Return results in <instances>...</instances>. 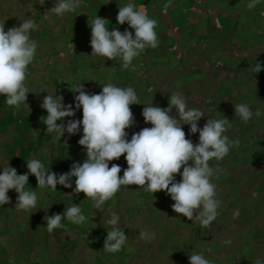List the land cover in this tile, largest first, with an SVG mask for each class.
I'll list each match as a JSON object with an SVG mask.
<instances>
[{
  "label": "rangeland",
  "instance_id": "1",
  "mask_svg": "<svg viewBox=\"0 0 264 264\" xmlns=\"http://www.w3.org/2000/svg\"><path fill=\"white\" fill-rule=\"evenodd\" d=\"M55 1L46 0L44 6H40L39 0H0V23L5 24V31L13 26L18 27L27 19L34 20L38 25V30L46 27L45 30H53V34L56 33L55 31L61 33L62 28L57 24H62L65 28L67 27V30L73 31L74 40L67 43V48L63 46V52L58 53L59 58L57 55H52L54 51H48L47 55L43 52L41 55L39 63L47 66L48 62L61 58L62 66L60 77L56 79L57 81L62 80L61 88L58 90L55 81L49 86L46 84L47 92L44 97L52 90H56L57 95L63 96L65 104L67 99H72L79 94L71 92L72 83L73 85L83 84L89 94H99L100 91L97 88L94 89L90 86L92 83L98 86V83L116 84L119 80L125 79L122 78L126 77V74L123 73L122 60L111 61L105 57L91 55L92 48L89 42L77 45L81 32L73 30L71 24L66 22L71 12L60 19L61 16L49 11L55 5ZM218 2L206 7L204 12H198L193 6V2L185 3L182 0H176L173 11L163 10L164 13L170 12V14L176 15V21L169 25L170 33H167L169 38L159 39L158 47H156L157 51L161 52L164 49L165 53L158 54L156 57V53L147 48L140 55V60L134 69H131L132 78L143 79V82L149 81L151 84V86H147L144 82L145 86L140 87L137 86L138 83L135 87L137 93L151 95L154 90L166 96L180 93L185 97L189 108L203 111L204 117L198 121L200 128L204 126L207 119L222 118L218 114L221 105L231 108L229 99L226 103L221 100V98H227L224 96L225 94L231 93L234 96L246 94L247 81L244 83V80L253 79V83L261 87V93H263L262 86L264 87L263 56L247 58L241 55L240 58L246 63L238 67V62L230 57L237 51L234 46L217 45L208 50V44L205 41L201 44L200 39L196 37L193 39L186 37V42L191 40V44L188 45L185 42H179L185 30H187L188 36L197 34L198 26L195 25L198 22V14L220 11ZM249 2L250 0H235L227 8L230 12L235 11L241 15L240 20L243 24L251 23L250 17L253 14V24H255L256 30H247L240 35L244 42L250 39V34L257 35L259 40L264 41V0H259L252 9L247 7ZM141 3L142 0H137L135 5L138 9L145 11L147 6H141ZM87 5L88 0H80V6L76 11V14L84 19L91 11ZM37 10H41V12L38 13ZM83 11L86 12L83 13ZM235 12L233 14L238 16ZM98 16L101 17L100 14ZM223 17V15L217 17L223 27L233 24V22L230 24V21L233 20L231 16ZM86 22L87 20H80V26H85ZM82 29L80 28V31ZM113 29L111 28L109 31ZM228 31H220L218 35H225ZM198 32L200 31L198 30ZM36 33L37 30L32 31L31 38L38 44V53V50L44 45L39 43ZM89 40L91 41V37ZM239 41L242 42V40ZM42 42L45 43L44 40ZM84 45L87 46L86 49L83 48ZM52 46L54 47V45ZM71 46H73L72 49H75L74 56L69 55L70 53L65 50H70ZM168 47L169 51H167ZM178 47L181 48L183 54ZM253 49L258 51L262 47L254 45ZM78 51L90 56L86 62L87 71L90 73H84L78 69L77 57L80 55ZM185 51L187 54H184ZM208 52L222 56H213L220 58L219 61L212 57L205 59L204 55ZM258 52L262 55L260 51ZM182 58L185 64L189 63L190 69H182L184 66ZM161 59L163 60L161 61ZM258 63L261 65L262 74L254 75L253 70ZM136 67L140 68L136 69ZM145 67H150V69ZM109 68L111 69L108 70ZM48 70L53 69L47 67L42 73ZM184 75L189 76L187 80H184ZM30 95L38 96L32 89L28 93L27 104L32 97ZM32 109H35L33 105H29V108L21 105L16 110L14 106H8L6 98L0 95V164L10 163V166L15 168L18 174L28 172L26 161L33 155L40 158L45 152L44 149L33 151L32 140L38 135L36 132H46V125L38 117L31 116L34 112ZM80 110L82 111V108ZM171 115L176 116L175 108ZM28 116L32 117L33 121L29 120ZM226 118L230 119L229 111H227ZM182 128L186 133V138L191 139L194 144L199 142L198 132L191 134L190 126L186 124L182 125ZM229 132L231 133V125L226 134L228 137ZM79 133L81 139L82 130ZM79 138H75L77 142L80 140ZM253 138L255 136L252 135L251 139L253 140ZM245 148L240 146V149L243 150L239 152L235 150L239 157L242 156V151ZM49 154H51V158L54 157L53 153ZM229 154H231V149ZM234 157L231 155V157L227 156L220 161L209 162L210 166L218 170L212 182L216 186L220 207L217 210V218L208 227H203L199 221H189L186 217L175 213L172 208L174 201L164 191L152 194L148 191L143 192L139 186H122L116 193L112 206L118 204V211L115 213L124 214L123 217L118 216L120 228L127 236V241L122 249L115 253L104 248L107 232L111 230L107 220L111 216L108 218L102 211L97 212L98 209H95L97 214L84 224L75 225L66 220L61 222L64 225L63 228L54 229L50 234L46 228L47 221L44 217L61 214V207L66 210L67 208L65 209L61 204L64 198L60 196L58 200H52L51 196L47 195L50 189L37 188L35 191L38 195V210L29 213L15 208L18 194L15 190H10L8 195L11 202L0 205V264H189V256L195 253H202L212 264H256L257 260L264 262V183H262L264 165L248 164L247 166L242 164L245 161H240V164H237L235 161H231ZM49 167L51 169L52 165L49 164ZM34 179L37 185L35 176L29 175L27 189L32 185ZM180 179L181 176L177 175L176 180L180 181ZM74 188L75 186L72 191ZM141 191L142 201L144 200L147 206H143V212L138 213L139 209H133V206L139 201L138 197ZM70 194L72 195L68 197L72 199L71 201L76 202L77 194L74 192ZM159 201L161 202L158 208ZM92 208L93 204H91ZM145 234H152V238H146Z\"/></svg>",
  "mask_w": 264,
  "mask_h": 264
},
{
  "label": "clouds",
  "instance_id": "2",
  "mask_svg": "<svg viewBox=\"0 0 264 264\" xmlns=\"http://www.w3.org/2000/svg\"><path fill=\"white\" fill-rule=\"evenodd\" d=\"M259 0H250L247 7L252 9ZM46 0H39L44 6ZM80 6V0H56L49 11L57 16H64L75 11ZM117 23L128 24L132 31L121 32L114 28L109 31L108 20L97 16L91 25V41L93 56L105 57L107 60H122V67L127 69L133 61L147 48H156L159 44L156 32L157 21L137 8L134 3L119 6ZM38 30V25L32 19L24 20L18 27L13 26L5 31V24L0 23V95L6 98L8 106L17 110L21 105L29 108L26 103L31 91L26 85L28 66L37 55L38 44L31 38V32ZM262 70L258 63L256 73ZM73 105H65L62 95L52 90L44 97L41 107L46 110L42 122L51 138L59 140L65 131L75 135L81 130L83 135L78 141L86 149V159L81 164L75 162L70 171L57 175L50 172L45 164L35 155L26 161L28 172L18 174L17 170L8 164H0V205L11 202L8 195L15 190L17 195L15 208L32 213L37 209L38 195L35 189H27L29 175H34L37 188L57 191V185L72 188L75 178L77 195L83 193L93 202V207L102 211L105 202L112 200L122 186H139L152 194L164 191L174 201L172 208L177 214L189 221H199L203 227L210 226L217 218L220 201L217 190L212 182L217 169L210 166V161H220L227 157L230 149L239 144L238 140H229L225 135L229 120L207 119L202 128L198 121L204 117L203 111L189 108L185 97L180 93L170 96L167 108L146 104L143 108L145 127L133 133L128 139L126 129L135 124L130 105L140 104L138 95L132 87H118L113 83L103 85L99 94H89L81 84L76 87ZM82 108V120L69 119L74 117L76 110ZM173 108L176 116L171 115ZM235 114L247 123L253 113L246 103L235 105ZM190 126V133H199V142L193 143L186 138L182 125ZM55 133L53 137L52 134ZM125 157L127 168L122 171L118 164L109 162ZM182 169V172H181ZM180 175V181L176 176ZM47 230L51 234L54 229L63 228L62 220L67 219L72 224L82 225L87 217L82 214L79 205L73 203L63 214L46 215ZM119 216L111 214L107 224L111 230L107 232L104 248L109 252H118L127 241V236L121 230ZM151 239L152 234H145ZM189 264H212L202 253L189 256ZM256 264H264L257 260Z\"/></svg>",
  "mask_w": 264,
  "mask_h": 264
},
{
  "label": "trees",
  "instance_id": "3",
  "mask_svg": "<svg viewBox=\"0 0 264 264\" xmlns=\"http://www.w3.org/2000/svg\"><path fill=\"white\" fill-rule=\"evenodd\" d=\"M151 0H147V2L149 3ZM175 1L176 0H156L155 2H157L156 5H152V3H150L149 5H147V9H146V13L148 14L149 18H152L154 20L158 19L154 16V14L156 15H163L164 12L163 10H160L159 6L162 8V5L164 3H167L169 5V9H173V6L175 5ZM218 2V8H220V11L217 12H213V13H206V14H198V22L197 25L198 29L197 30V34L195 36H188L187 35V30H185L182 33V39L179 41L180 43L185 42L186 45L191 44V40L186 42L185 38L188 37L189 39H193V38H199L200 39V43L203 44V42L205 41L208 44V50L211 49V47L213 46H217V45H221V46H229L232 47L234 46V48L237 50L235 52V54L230 55L231 58L235 59L238 62V67H241V64L246 63L245 60H242L240 57L242 55V57H247V58H254V57H260L263 56L262 59H264V41L259 40L257 35L254 34H250V39H248L246 42L243 41V39H241L242 34H244L245 31L247 30H256L255 24H253V14H251L250 17V21L251 23H247V24H243L241 22V15H239L237 12L235 11H231L227 8L229 5H231L232 1L235 0H184L185 3H192L193 6L195 7L196 11L200 12L203 11L204 9H206V7L210 6L211 4L215 5ZM56 2V1H55ZM174 2V3H173ZM128 2H124V0H88V7H89V11L87 14L86 19H84V17H80L76 14V11L78 10V8L71 12L70 15L68 16V18L66 19V22H69L71 24V28L73 30H78L79 32H81L79 34V40L77 42V45L79 43H84L87 44V42L90 43L89 38L91 37V25H92V21L98 16V14L101 15L102 18L108 20L107 22V27H109V30L111 28H117L120 31H124L125 29L132 31L133 35H134V30L130 29L128 25H120L117 23V20H113L111 19L114 16L118 15V10H119V6H123L125 4H127ZM192 6V7H193ZM159 9V10H158ZM38 13L41 12V10H37ZM86 11H83V13ZM230 12L228 15L227 13ZM233 12H235L238 16L234 15ZM251 13H254L253 11H251ZM194 14H197L194 12ZM218 15H223L225 17H232V21L233 24H231L229 27H223L222 24L219 23V21L217 20ZM64 17V16H62ZM60 17V19L62 18ZM108 18V19H107ZM222 18V19H223ZM86 21L85 26H80L79 21ZM170 18L166 17L165 19H163V21H158L157 22V27H156V32L158 34V40L163 38V39H167L168 34L170 33L169 29V25L171 24V22L169 21ZM61 21V20H60ZM113 21V22H112ZM44 25V24H43ZM58 27H61V33L58 31H55L56 33L53 34V30H45L44 29H39L37 30V35H38V39H39V43H41L42 45H44L43 48H41L40 50H38V53L36 55V57L34 58V61L32 64H30L28 66V76H27V86L30 88V90L33 89V92L37 93L38 96H32L31 99L28 102V105H33L35 109H32L34 112L31 115L32 117H38L41 120L42 117H46L45 112L46 110L41 108L42 105V100L44 99V94L47 92L45 89V85L47 84L48 86L51 85L53 83V81L57 82V86H58V90L59 88H61L62 85V80L60 79L59 81H57L56 79H58L60 77V73L62 70V66H61V58L60 59H54L53 61L48 62L47 66H45V64H41L40 59H41V55L43 54V52H45V55H47L48 51L52 52L54 51V54L52 55H57V58H59L58 53L59 52H63L64 47L67 48V43L69 44L72 40H74L73 36H72V32L71 29L67 30V27L65 28L62 24H57ZM80 28H83L82 31H80ZM44 30V31H42ZM67 30V31H66ZM198 30L200 32H198ZM227 31L229 30L225 35H218V33L220 31ZM252 32V31H251ZM168 33V34H167ZM66 34V35H65ZM162 35V36H161ZM166 35V36H165ZM247 35V33H246ZM254 35V37H253ZM45 41L42 42V41ZM239 40H242V42H240ZM164 41V40H163ZM198 43V44H200ZM163 44V43H162ZM54 45V47L52 46ZM181 45V44H180ZM254 45L260 46L262 47V49L258 50L261 52L262 55H260V53L256 50H254ZM73 46L70 47V50L65 49L67 53H70L69 55L74 56L75 54V49L73 48ZM158 47V46H157ZM84 49L87 48L86 45L83 46ZM155 49V50H154ZM179 51L182 53V50L180 47H178ZM78 50V49H77ZM151 52H155V56L157 57L158 54H162L165 53L164 49L160 51H157L156 48H150ZM169 47L167 48V51H169ZM78 53L80 54L77 58L79 61L78 64V69H80L82 72L84 73H90L88 70V68L86 67V62L87 60L90 58L89 55H86V53H80L78 51ZM183 54V53H182ZM184 54H187V52L185 51ZM222 56L219 54H215V53H210L208 52L206 55H204V58L206 59L207 57H212L214 60H220V58L217 57H213V56ZM44 56V55H43ZM144 56V55H143ZM145 59V58H144ZM140 58L135 59L133 62L134 64L132 66H130L129 68L123 70V73L126 74V77H122L125 78L123 80H119L116 84L119 85V87H132L135 92L137 93L135 87L136 85L139 83V85L137 86H145V84H147V86H151V84H149V81H144L146 82L144 84L143 79H136V78H132V74H131V69H134V67L136 66V64L139 62ZM163 59H161L162 61ZM181 61L184 62V66H182V69H190L189 68V63L185 64V61L183 60V58L181 59ZM165 62V60H164ZM168 62V60H167ZM191 64V63H190ZM48 67V69H53V70H48L47 72L42 73L44 70H46V68ZM140 67H136V69H138ZM147 69H150V67H145ZM111 68H109L108 70H110ZM105 70V69H102ZM129 71V72H127ZM35 74V76H34ZM37 74V75H36ZM253 74L254 75H258V74H262V72L260 71L259 73H256L253 70ZM264 74V71H263ZM58 77V78H57ZM189 76L188 75H184V80H187ZM140 80V81H139ZM155 80V79H154ZM253 79H248V80H244V83L247 81V91L246 94L243 95H237L234 96L231 93L225 94L224 96H227L226 99L221 98V100L223 101V103H226L227 100H230V105L231 108H227L225 107V105H221V107L218 109V114L224 118L225 116L227 117V111H229L230 114V119H228L230 121V125H231V133L229 132V140H238L239 144L237 146H233L231 148V154H229L228 156L231 157L235 156L234 159H232L231 161H235V163L240 164V161H245V162H241L242 164H246L248 166L249 165H253V164H262L264 165V87L263 88V93H261L260 91L262 90L261 87L259 85H255V83H253L252 81ZM114 82H116L115 80H113ZM75 83V80L73 81ZM154 82V81H153ZM95 84V83H92ZM90 85L91 87H93L94 89L97 88L100 92L102 91L103 87V83H98L99 86L97 84L95 85ZM115 84V85H116ZM78 85H73V83L71 84V92L75 91V87L79 86ZM116 85V86H118ZM56 86V87H57ZM138 95V99L140 104H135V105H130V109L132 111L133 114V118L135 119V124L126 129V132L128 133V135H132L133 133L139 132L143 126L145 127H151L152 125L150 123H145L142 112H143V108L146 106V104H152L153 106H160L163 108H167L169 105V99L170 96L169 95H162L160 92L154 90L151 95L150 94H144L141 92L137 93ZM200 99V98H199ZM216 99V98H215ZM41 101V102H40ZM241 103H246L250 106V109L253 113L252 119L250 121H248L247 123L243 122L240 117L235 114V105L240 104ZM221 103V104H223ZM71 104L73 105V108H75V103H74V97H72V99H67V102H65V105ZM15 108V107H14ZM17 110V109H16ZM80 116V118H79ZM30 117V116H28ZM32 117H30L29 120H32ZM225 117V118H226ZM74 118H79V120H82V111L76 110L75 112V116ZM71 117H66L64 118V121H57V123H66L67 120L69 119H74ZM35 124V123H33ZM39 128V127H37ZM81 130H82V126H81ZM38 133V135L32 140V145H33V151L37 150V149H44L45 152L42 153L41 157L38 158L40 159L46 166L47 169H49L50 172H54L57 175L62 174V173H67L68 171H70L71 165L75 162H79V163H83L84 160L87 158L86 157V149L83 148L81 145H79V143L76 141L75 138H79L80 137V133L78 132L75 135H69L66 131L64 133V136L61 137L59 140L57 139H53L51 138V134L45 132V131H38L36 132ZM228 133V131L225 133V135ZM83 134V133H82ZM252 135L255 136V138H252ZM52 136H55V133L52 134ZM260 136V137H259ZM1 138V136H0ZM7 138V135H6ZM80 139V138H79ZM128 139H131V136H128ZM241 140V142H240ZM240 146L246 147L244 151H242V156L239 157V154L236 153L239 152L240 150ZM236 150V151H235ZM235 152V153H234ZM39 153V152H38ZM49 153H53V158H51V154ZM49 164L52 165L51 169L49 167ZM112 164H118L122 171L119 173L120 176H123V170L127 168V162L125 160L124 156H121L118 160H113L111 162H109V166L111 167ZM264 174V173H263ZM263 181L262 183H264V176H263ZM75 178H73V184H72V188H64L62 185H58L57 187V191H52L50 190L49 193H47L48 197L51 196L50 198H52V200H58V198L60 196H62L64 199V201L61 203L62 206H64V208L66 209L67 207L71 206L73 203L79 205L82 209V214L85 215L89 220V218L93 217V215H96L97 213L95 212V208L93 207L91 209V204H93V202L89 199L86 198L85 195L83 193H80L77 195V201L75 202L74 200L71 201L72 199H70L68 196H71L72 194H70L73 189V186H75L74 183ZM37 189V185L35 183V179L32 183V185L28 188V189ZM143 192H147L142 188ZM142 191L141 194L139 195L138 199L139 201L136 202L134 204V208L133 209H139L138 213H142L143 212V206L146 205V202L143 200L142 201ZM136 197H137V193H136ZM68 198V201H67ZM109 200L107 202H105V204L102 206V212L103 214L109 218L111 216V214L118 211V204L112 206V203H114V199ZM161 201H159L157 203V207L159 208V203ZM48 203L50 204V201L48 200ZM147 206V205H146ZM59 208V207H57ZM85 209V210H84ZM61 214H63V212L65 210L62 209L61 207ZM100 210H98L97 212H99ZM149 211V209H148ZM158 210L156 209V212ZM116 215H121V217H123L124 214H122L121 212L116 214ZM67 219L62 220L66 221ZM133 223V220L131 221ZM129 224V223H128Z\"/></svg>",
  "mask_w": 264,
  "mask_h": 264
},
{
  "label": "crops",
  "instance_id": "4",
  "mask_svg": "<svg viewBox=\"0 0 264 264\" xmlns=\"http://www.w3.org/2000/svg\"><path fill=\"white\" fill-rule=\"evenodd\" d=\"M156 0H151L149 3L147 2V0H142V3H141V6H143V5H145V6H147V5H149L150 3H152V5H156L157 4V2H155ZM183 2H184V0H182ZM124 2H131V3H134V4H136L137 3V0H124ZM174 3V2H173ZM159 8H160V10H167V9H169V5L167 4V3H164L163 5H162V8L159 6ZM174 8H175V5L173 6V9L171 8V9H169V11L170 10H174ZM159 10V9H158ZM145 12H146V10H145ZM154 16L156 17V18H158V19H156V21L158 22H160V21H163V19H165L166 17H168V18H170V20H172V21H170V22H174V21H176V15L174 14H170V12H168V13H164L163 15H161V16H159V15H155L154 14ZM116 17L117 16H114V17H112L111 19H113V20H116Z\"/></svg>",
  "mask_w": 264,
  "mask_h": 264
}]
</instances>
